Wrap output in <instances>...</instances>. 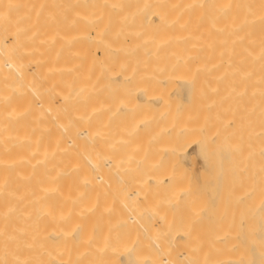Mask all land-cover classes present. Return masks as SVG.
I'll return each mask as SVG.
<instances>
[{"label":"bare ground","instance_id":"bare-ground-1","mask_svg":"<svg viewBox=\"0 0 264 264\" xmlns=\"http://www.w3.org/2000/svg\"><path fill=\"white\" fill-rule=\"evenodd\" d=\"M232 2L0 0V264H264Z\"/></svg>","mask_w":264,"mask_h":264},{"label":"rangeland","instance_id":"rangeland-1","mask_svg":"<svg viewBox=\"0 0 264 264\" xmlns=\"http://www.w3.org/2000/svg\"><path fill=\"white\" fill-rule=\"evenodd\" d=\"M223 2H224V0H222ZM231 1H235L234 2V4H233V6H234V8H232V10H230L229 11V16H232L234 13H235V17H236V19H234L235 17H234V15H233V19L234 20H232V19H230V18H228V20L229 21H231L232 20V22H236V21H238V20H240V18H241V24H242V22H244L243 20H245L246 21V19H247V21H249L248 19L250 18L251 19V17L250 16H246L245 14L246 13H244V12H246L247 11V9H248V11L247 12H250V9H251V12H253V14H254V12L256 11L257 12V14H262V11H263V13H264V2H263V0H231ZM232 2V3H233ZM219 3H221V2H219ZM231 3V4H232ZM217 4V3H216ZM248 4V7L247 8H245L244 9V6H246ZM243 5V6H242ZM242 7V8H241ZM257 7V8H256ZM258 7H259V9H260V11H258L257 9H258ZM230 8V9H231ZM256 8V9H255ZM255 9V10H254ZM261 9H263L262 11H261ZM235 10V11H234ZM254 10V11H253ZM232 11V12H231ZM210 13H211V11H209ZM231 12V13H230ZM237 12V13H236ZM259 12V13H258ZM230 14H232V15H230ZM238 14H240L239 16H241L242 15V17H239L238 16ZM249 14V13H248ZM253 14L252 13H250L249 15H252L253 16ZM264 15V14H263ZM229 16H227V17H229ZM245 16V17H244ZM226 17V18H227ZM237 17H238V19H237ZM254 17V16H253ZM243 18V19H242ZM255 18V17H254ZM264 18V17H263ZM205 17H203L202 18V21H205ZM257 19V18H256ZM259 19V18H258ZM261 19H262V17L260 16V21H261ZM227 20V21H228ZM254 20V19H253ZM246 21V22H247ZM259 21V20H258ZM263 21H264V19H263ZM239 23H240V21H238ZM254 22H257V21H251V22H248L249 23V27H248V25H246L247 23H243L244 25V27H246V29H245V34H243V36H242V38L240 39V40H238V44H235V45H232L231 47L234 49V50H236L235 52H233V57H232V64H233V69L234 70H237V69H241V73H242V76H244L245 78H246V80H244L245 81V84H242V85H245L246 86V89L245 90H242V91H245V94H246V96L244 97L245 98V102H246V105L247 106H243V108L245 107V108H247L248 107V109H247V111L249 110V112L251 113V111H252V104H254V102H253V99L254 98H252V91L253 90H255V89H253L254 88V86H253V84H255L254 83V81L252 80V79H255L256 77H259V76H257V74H258V72H257V74L256 73H254V71L256 70V68L254 69V66H256V67H258L257 65H254V60H255V57L253 56V51H254V45H256L257 44V47L258 48H261L260 49V53H262L263 55H264V48H262V46H263V44H264V42H262L263 41V39H264V24L262 25V21L260 22L261 24H260V26H261V28H259V26H257L258 27V29L256 28V26H254L255 25V23ZM257 24V23H256ZM257 29V31H259V33L257 32V34H255V30ZM259 29H261V31L259 30ZM244 30V29H243ZM250 30V31H249ZM247 31H249V33L247 32ZM251 32V33H250ZM249 34V35H248ZM260 34V35H259ZM256 35H258V36H256ZM255 36V37H254ZM256 38H258L257 40H255ZM256 42H258V43H256ZM241 45H240V44ZM260 43V44H259ZM256 47V46H255ZM264 47V46H263ZM238 53H240V54H242V59L241 60H239L238 58H237V54ZM259 53V54H260ZM261 54V55H262ZM260 58V57H259ZM262 61V60H261ZM261 65V64H260ZM259 65V67L258 68H260L261 66H262V68L264 67L263 65H261L260 66ZM254 70V71H253ZM260 70V69H259ZM258 70V71H259ZM264 70V69H263ZM260 71H262V70H260ZM262 74V73H261ZM234 75V74H233ZM258 75H260V74H258ZM236 75H234L233 76V79H235L236 80V78H234ZM250 78H249V77ZM251 76H252V78H251ZM263 76V78H264V74H262V75H260V77H262ZM238 77V76H237ZM254 77V78H253ZM243 78V77H242ZM238 80V79H237ZM240 80V79H239ZM252 80V81H251ZM242 81H243V79H242ZM255 82H256V79H255ZM237 83L239 84V82L237 81ZM229 84H231L232 85V83H229ZM236 83H234V85H235ZM256 85V84H255ZM262 85H264V83L262 84ZM239 86V85H238ZM245 86H243V87H245ZM234 87V86H233ZM242 87V88H243ZM235 88H241V86H239V87H237V85L235 86ZM253 89V90H252ZM247 92V93H246ZM251 94V95H250ZM250 95V96H249ZM249 97H251L252 98V102H251V98L249 99ZM242 99H240V100H242ZM237 100V104H240L241 103V101L239 100V103H238V98L236 99ZM250 100V101H249ZM244 101H242V102H244ZM249 101V102H248ZM234 103H236V101L234 100ZM242 104V103H241ZM254 106V105H253ZM242 107V106H241ZM246 110V109H245ZM244 110V111H245ZM243 111V110H242ZM253 113L252 114H247V113H245V114H247V117L249 116V118H251V119H253L252 118V116H254V114H255V111H254V108H253V111H252ZM241 114H243V113H240V116L242 117V115ZM240 116H239V121H240ZM244 117H245V115H243ZM246 117V118H247ZM255 119V118H254ZM243 120V119H242ZM248 119H246V121H247ZM246 121L244 122V120H243V122L244 123H241V124H243L242 126H245V125H249L248 123L250 122V121H252V120H250L249 119V121H247L248 123L247 124H245L246 123ZM254 121V120H253ZM242 122V121H241ZM251 123V122H250ZM253 123V122H252ZM251 123V124H252ZM245 124V125H244ZM245 127H247V126H245ZM53 129H54V127H53V125H52V128H51V130H50V134H49V136H46L45 135V130L44 129H42V130H39V137L36 139V141L37 142H40V143H42V142H51L52 141V137H51V134H52V131H53ZM23 260H25L24 259V257L22 258Z\"/></svg>","mask_w":264,"mask_h":264}]
</instances>
